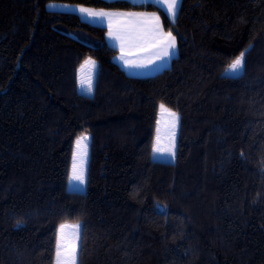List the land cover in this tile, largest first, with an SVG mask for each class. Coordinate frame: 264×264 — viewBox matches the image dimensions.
<instances>
[{
  "label": "trees",
  "instance_id": "1",
  "mask_svg": "<svg viewBox=\"0 0 264 264\" xmlns=\"http://www.w3.org/2000/svg\"><path fill=\"white\" fill-rule=\"evenodd\" d=\"M50 2L156 10L177 54L128 75L104 26ZM161 104L179 116L172 162L152 157ZM82 133L85 190L69 191ZM66 222L77 264H264V0H181L173 23L149 3L0 0V264H53Z\"/></svg>",
  "mask_w": 264,
  "mask_h": 264
},
{
  "label": "snow or ice",
  "instance_id": "2",
  "mask_svg": "<svg viewBox=\"0 0 264 264\" xmlns=\"http://www.w3.org/2000/svg\"><path fill=\"white\" fill-rule=\"evenodd\" d=\"M181 0H154V3L161 5L166 16L173 20L177 16V8ZM81 13L86 14L90 18L96 20H107L108 22V38L114 40L120 48L119 60L123 62L126 68H144L157 61L168 58L175 52L176 37L171 31L165 33L162 30L160 17L155 13H109L104 11L93 12L86 8L80 9ZM113 17H127L129 20L142 22L139 26L113 27ZM135 46L139 51L144 53H152L148 58L147 63L129 60L126 57L134 55L132 47ZM244 55L241 53L233 63L230 69L237 72L244 66ZM87 68V75H79V83L87 84V91L91 93L92 88V70L95 68V61L87 59L80 66L78 73H83ZM160 109L166 112L170 117L169 121V137L170 143L168 146H160V137L157 136V143L153 147L154 153L168 154L174 158L176 148V135L179 125V116L177 113L170 111L161 104ZM159 123V122H158ZM159 132V129L157 130ZM88 135L82 134L76 140V150L73 153V164L70 174V181L78 182L80 185L85 184V162L88 155ZM19 226V225H18ZM71 227L72 234L69 235L65 229ZM80 225H61L57 235V252L55 264H76L77 239Z\"/></svg>",
  "mask_w": 264,
  "mask_h": 264
},
{
  "label": "rangeland",
  "instance_id": "3",
  "mask_svg": "<svg viewBox=\"0 0 264 264\" xmlns=\"http://www.w3.org/2000/svg\"><path fill=\"white\" fill-rule=\"evenodd\" d=\"M46 8L49 9V10H60V11L77 12L78 15L80 16V18H82L84 20L99 22V20H96L94 18H90L86 14L80 12V9L81 8H86V9L89 8V10H91V11L94 10L95 8L85 7V6H81V5H74V4H69V3H61V2H50V3L47 4ZM106 25H108V24H106ZM122 25H129V24H122ZM161 26H162V30L165 33L169 32V31H166L164 29V25H163L162 22H161ZM113 27L114 28H117V27H119V24H113ZM107 40L110 41V43H114V45L117 46L118 53L116 54L117 56H115L114 60L116 59L115 62L116 63L118 62L120 64V66L124 69V71L128 75H134V76H149V75H153V74L157 73L158 71H161L163 68L168 67L169 64H170V61H171L172 57H174L177 54V42H176L175 52L173 54H171L168 58H165L163 60L157 61L156 63L151 64L148 67H144V68H126L123 65V62L118 59V57L121 54L120 53L119 46L116 44V42L114 40H110L109 38ZM132 51L135 54L134 55H131V56H128L126 58L129 59V60H136L138 62L147 63L148 58L152 55V53H144V52L139 51V49L136 48L135 46L132 47ZM87 59L93 60L92 58H86L85 60H87ZM84 61L82 62V64L84 63ZM79 69H80V67H79ZM241 72H242V68L240 70H238L237 72L231 71L230 65H229L224 70V75H226V76H237ZM79 75L86 76L87 75V68L84 70V72L82 74L81 73H78V76ZM95 75H96V70L93 69L92 70V88L94 87ZM78 91L80 93H84V94H87V95H90L93 92L92 91L91 93H89L87 91V84L81 85L79 83V79H78ZM166 108L169 109L168 107H166ZM169 110L172 111L171 109H169ZM172 112H174V111H172ZM169 121H170V117L168 116V114L166 112H162L161 109H160V106H159L158 119H157V124H156V132H155V138H154V145H156V143H157V136L158 135L160 137V146L163 147V146H168L169 145V143H170V137H169ZM178 128H179V125H178ZM178 128H177V133H178ZM158 129H159V132L157 131ZM82 134H86L89 137V140L87 141V144H88V155H87V159H86V162H85V184L84 185H80L78 182H75V181H70V174H71L72 164H73V153L76 150V140ZM82 134L78 135V137L75 139L74 145H73V151H72V157H71L70 170H69V175H68L67 183H66V187H67V189L69 191H84L85 190L86 175H87V165H88V159H89L90 134L89 133H82ZM176 141H177V135H176ZM152 157L155 160L164 161V162H172L175 159V155H174V158H173L172 156H169L168 154H161V153H154V152H152ZM61 225H69V226H72V225H80V223L79 222H66V223H63ZM60 226L58 227L57 235H58V231L60 229ZM65 231L69 235H71L73 230H72L71 227H69V228L65 229ZM79 237H80V228L78 230L76 264H77L78 250H79ZM56 252H57V242H56V251H55L54 263L53 264H55V261H56Z\"/></svg>",
  "mask_w": 264,
  "mask_h": 264
},
{
  "label": "crops",
  "instance_id": "4",
  "mask_svg": "<svg viewBox=\"0 0 264 264\" xmlns=\"http://www.w3.org/2000/svg\"><path fill=\"white\" fill-rule=\"evenodd\" d=\"M107 1H112V0H107ZM128 2H130L131 4L133 5H142V4H152L154 5L155 7H157L159 10H161L164 15L166 16L165 12H164V9L161 7V5L159 4H156L154 3V0H126ZM178 8H179V5H178ZM178 8H177V11H178ZM89 9V8H88ZM93 12H99V11H104V12H109V13H146V14H152V13H155L157 16L160 17V14L158 11L156 10H147V9H94L92 10ZM77 13V12H76ZM78 14V13H77ZM80 17V16H79ZM166 18L171 22L173 23L174 20L171 18V17H168L166 16ZM82 19V18H81ZM161 19V18H160ZM84 20V19H83ZM87 21V20H85ZM89 23H92V24H95V25H101V26H104L106 28V36H105V39H106V42L108 45L114 47L117 49V46L114 45V43H110V41H108V22L107 20H103V21H100L99 22H94V21H89ZM160 22H162L160 20ZM112 23L113 24H119V27H125V26H132L133 24H135L136 26H139L142 22L140 21H136V20H129L127 17H113L112 18ZM122 24H129V25H122ZM167 31V30H166ZM117 53H118V49H117ZM117 56V55H116ZM173 58V57H172ZM116 61V59H115ZM117 64L120 66V64L117 62ZM121 67V66H120ZM97 64L95 63V70L97 71ZM122 68V67H121ZM123 69V68H122ZM124 70V69H123Z\"/></svg>",
  "mask_w": 264,
  "mask_h": 264
}]
</instances>
